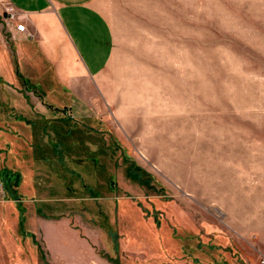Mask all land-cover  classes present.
<instances>
[{
	"label": "rangeland",
	"instance_id": "obj_1",
	"mask_svg": "<svg viewBox=\"0 0 264 264\" xmlns=\"http://www.w3.org/2000/svg\"><path fill=\"white\" fill-rule=\"evenodd\" d=\"M5 4L0 264H264V0H102L111 58L60 109Z\"/></svg>",
	"mask_w": 264,
	"mask_h": 264
},
{
	"label": "crops",
	"instance_id": "obj_2",
	"mask_svg": "<svg viewBox=\"0 0 264 264\" xmlns=\"http://www.w3.org/2000/svg\"><path fill=\"white\" fill-rule=\"evenodd\" d=\"M8 1L21 15L26 28L25 33L9 24L8 36L16 58L14 78L32 84L35 77L40 76L41 80V75L46 74L48 85L45 84V92L40 91V104L69 108L68 102L75 103V97L88 94L91 82L100 78L112 55L113 33L101 9L102 0ZM29 32L32 37L27 35ZM1 64L7 66V71L2 68V72L13 73V67L3 59ZM26 111L32 113L30 107ZM41 219L37 216V220ZM42 220L50 224L64 221ZM37 228L43 233L42 226Z\"/></svg>",
	"mask_w": 264,
	"mask_h": 264
},
{
	"label": "built area",
	"instance_id": "obj_3",
	"mask_svg": "<svg viewBox=\"0 0 264 264\" xmlns=\"http://www.w3.org/2000/svg\"><path fill=\"white\" fill-rule=\"evenodd\" d=\"M6 4H5V9L6 12H8V24L10 23H16L15 27L18 31L21 32H25L26 33V28H25V24L22 22V18L21 15L17 12V10L15 9V7L8 1V0H3ZM3 6V4H1ZM4 8V7H3ZM29 36H33L32 34H28ZM69 113V112H67ZM70 114V113H69Z\"/></svg>",
	"mask_w": 264,
	"mask_h": 264
}]
</instances>
